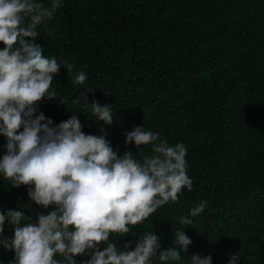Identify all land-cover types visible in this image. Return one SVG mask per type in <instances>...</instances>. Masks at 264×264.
Returning a JSON list of instances; mask_svg holds the SVG:
<instances>
[{
  "label": "trees",
  "instance_id": "16d2710c",
  "mask_svg": "<svg viewBox=\"0 0 264 264\" xmlns=\"http://www.w3.org/2000/svg\"><path fill=\"white\" fill-rule=\"evenodd\" d=\"M46 6L51 0H39ZM54 18L39 27L34 43L61 64L50 90L60 99L36 104L55 124L77 115L85 134L99 135L90 105L73 101L86 92L88 103L110 104L111 126L103 125L110 146L136 159L151 155V145H125L134 126L160 133L169 146L187 148L191 191L158 208L130 233L110 240L118 246L153 231L161 249L174 247L177 230L191 239L180 261L211 256V264H264V0H62ZM3 45L0 44V50ZM65 64L86 74L83 85ZM53 125V126H54ZM0 135V157L5 154ZM29 186L11 187L0 175V212L22 210L35 221L51 210L30 201ZM207 201L193 224L180 217ZM12 226L5 224V236ZM102 250V248H101ZM131 250V249H129ZM61 260L63 257L57 256ZM88 256H76L77 264ZM14 253L0 244V264Z\"/></svg>",
  "mask_w": 264,
  "mask_h": 264
},
{
  "label": "clouds",
  "instance_id": "9594fccd",
  "mask_svg": "<svg viewBox=\"0 0 264 264\" xmlns=\"http://www.w3.org/2000/svg\"><path fill=\"white\" fill-rule=\"evenodd\" d=\"M62 0L46 6L39 0H0V135L5 138V154L0 157V175L11 187L29 186L30 201L43 209L35 221L22 210L0 212V234L6 222L11 236L0 241L14 253L13 264H77L76 256H88L81 264H152L180 261L191 239L184 231L174 233V247L161 249L160 238L153 231L137 235L134 243L118 246L110 236H127L129 226L143 223L163 205L179 200L182 189L192 190L187 175V148L183 143L169 146L160 133L134 126L126 132L124 143L135 148L151 145V155L136 159L133 152L123 155L110 146L103 125L114 121L112 105L88 103L86 92L73 103L90 105L92 115L103 122L99 135L85 134L73 114L55 124L36 104L44 99H59L50 90L61 64L46 57L42 46L34 43L38 30L52 20ZM74 74L75 84L87 79L75 65L65 64ZM54 125V126H53ZM207 201L180 217L184 226L203 212ZM102 248V250H101ZM131 249V250H129ZM191 264H211V256L193 254ZM238 253L228 264H236Z\"/></svg>",
  "mask_w": 264,
  "mask_h": 264
}]
</instances>
